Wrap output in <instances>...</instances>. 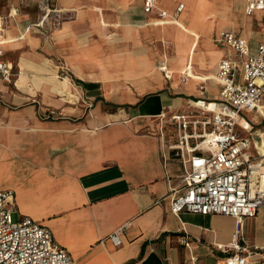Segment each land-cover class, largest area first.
Instances as JSON below:
<instances>
[{
	"label": "crops",
	"instance_id": "0c3cea01",
	"mask_svg": "<svg viewBox=\"0 0 264 264\" xmlns=\"http://www.w3.org/2000/svg\"><path fill=\"white\" fill-rule=\"evenodd\" d=\"M48 6L62 11L52 31L35 26ZM245 7L240 23L230 0H157L150 12L143 0H0L15 71L0 78V189L13 191L18 218L49 227L76 264H225L235 218L171 211L184 164L170 147L175 127L159 116L186 111L201 78L205 97L217 96V62L229 53L218 31L251 49L264 42V12ZM126 221L114 245L109 234ZM242 233L255 251L244 264H264V204Z\"/></svg>",
	"mask_w": 264,
	"mask_h": 264
},
{
	"label": "built area",
	"instance_id": "2783aa9c",
	"mask_svg": "<svg viewBox=\"0 0 264 264\" xmlns=\"http://www.w3.org/2000/svg\"><path fill=\"white\" fill-rule=\"evenodd\" d=\"M156 2L143 0V10L152 11ZM182 7L181 3L177 10ZM256 10L264 12V0H246V14ZM61 12L56 6L46 7L35 26L47 24L49 31L54 30ZM158 15L160 20H174L165 9ZM5 29L6 19L0 16V78L12 82L14 65L3 57ZM214 39L229 47L217 62V96L205 97L207 78H201L199 96L188 100L186 111L159 116L175 127L170 147L184 164L181 186L171 191L170 209L234 217L233 237L223 246L230 251L225 264H244L255 251L246 243L243 221L264 204V146L259 147L264 145V42L251 49L245 38L228 30L218 31ZM158 68L170 78L165 61ZM191 76L187 65L179 72V82L184 84ZM15 209L13 191L0 189V264H76L54 241L49 227L26 215L13 220ZM129 224L126 221L109 234L114 245L121 243L120 234Z\"/></svg>",
	"mask_w": 264,
	"mask_h": 264
},
{
	"label": "rangeland",
	"instance_id": "374dc122",
	"mask_svg": "<svg viewBox=\"0 0 264 264\" xmlns=\"http://www.w3.org/2000/svg\"><path fill=\"white\" fill-rule=\"evenodd\" d=\"M230 2H231V10H232L233 14L235 15L236 19L240 23H242L243 21H245L244 13H243V10L241 9L242 8V4H243V0H230ZM180 18L182 19V15H180ZM252 22H253L252 23L253 29H255V30L261 29V26L258 24V22H257L256 19H253ZM213 32H215V30ZM166 47H167V44H166ZM172 52H173V48L172 47L171 48H166V53L167 54H170ZM178 72H179V70H178ZM58 77H62V74H58ZM62 84H63V82H62ZM207 91H208V94H210V95L214 94L216 92V86H215V84L212 83V82H208V89H207ZM102 105H103V108L104 109H112L113 108L112 105H110V104H108L106 102H103ZM262 127L264 128V126H262ZM263 146L264 145L259 144L260 149H263ZM12 218H13V220H17L18 219V216H17V213L16 212H14L12 214Z\"/></svg>",
	"mask_w": 264,
	"mask_h": 264
}]
</instances>
